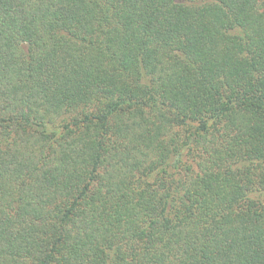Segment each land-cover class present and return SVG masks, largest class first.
I'll list each match as a JSON object with an SVG mask.
<instances>
[{
  "label": "trees",
  "instance_id": "obj_1",
  "mask_svg": "<svg viewBox=\"0 0 264 264\" xmlns=\"http://www.w3.org/2000/svg\"><path fill=\"white\" fill-rule=\"evenodd\" d=\"M0 264H264V0H0Z\"/></svg>",
  "mask_w": 264,
  "mask_h": 264
}]
</instances>
